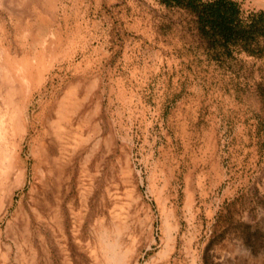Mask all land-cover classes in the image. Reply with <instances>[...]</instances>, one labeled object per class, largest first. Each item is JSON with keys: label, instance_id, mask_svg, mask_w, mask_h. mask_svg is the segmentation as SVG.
Wrapping results in <instances>:
<instances>
[{"label": "rangeland", "instance_id": "374dc122", "mask_svg": "<svg viewBox=\"0 0 264 264\" xmlns=\"http://www.w3.org/2000/svg\"><path fill=\"white\" fill-rule=\"evenodd\" d=\"M41 145L58 210L18 246ZM0 153V264H264V35L170 0H0Z\"/></svg>", "mask_w": 264, "mask_h": 264}, {"label": "bare ground", "instance_id": "6f19581e", "mask_svg": "<svg viewBox=\"0 0 264 264\" xmlns=\"http://www.w3.org/2000/svg\"><path fill=\"white\" fill-rule=\"evenodd\" d=\"M23 116H24V111H23V107L20 101H17L16 106L14 107L11 113L6 112L4 116L3 121H6L7 124H8V120H10L11 126L7 128V133L8 135L9 134L11 135L12 140L14 141L13 142V146H14L13 152L8 151L5 153L3 151L6 154L7 160L9 159L10 161L14 160V155L17 149L16 142L19 141L18 146L20 147L19 150H21L22 142L24 141V136L29 131L27 128H22V123H24ZM55 132L53 133L56 134ZM46 145H43V146L41 145L40 148H38V150L34 152L35 153L34 155L36 158V165L40 166L42 170L41 172L42 174L40 173L42 176L40 177L39 176L40 174L39 175L37 174L36 176L40 184L39 186L40 197L36 198L32 211L26 214L27 215V221H25L26 224L23 227L21 226L19 230L15 231L14 233V240L18 246H20L22 242L30 243V238L33 235L32 233H33L34 225H36L35 227L36 229L34 231L37 232L38 235H41L43 233L42 227L45 224L50 225L54 221L53 219L54 213L56 212V210H58L56 207L57 205H55L53 202V198L61 195L60 188L62 186L61 185L62 184V175H61L62 171L59 166L58 158L55 156L53 145H49V146H46Z\"/></svg>", "mask_w": 264, "mask_h": 264}, {"label": "trees", "instance_id": "16d2710c", "mask_svg": "<svg viewBox=\"0 0 264 264\" xmlns=\"http://www.w3.org/2000/svg\"><path fill=\"white\" fill-rule=\"evenodd\" d=\"M172 3L187 7L198 13L210 31L226 41L235 37L249 41L254 35H264V12L242 18L237 2L233 0H170Z\"/></svg>", "mask_w": 264, "mask_h": 264}]
</instances>
